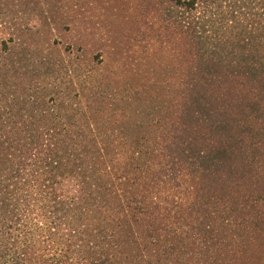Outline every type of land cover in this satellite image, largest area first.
I'll return each instance as SVG.
<instances>
[{"label":"trees","instance_id":"trees-1","mask_svg":"<svg viewBox=\"0 0 264 264\" xmlns=\"http://www.w3.org/2000/svg\"><path fill=\"white\" fill-rule=\"evenodd\" d=\"M0 264H264V0H0Z\"/></svg>","mask_w":264,"mask_h":264}]
</instances>
